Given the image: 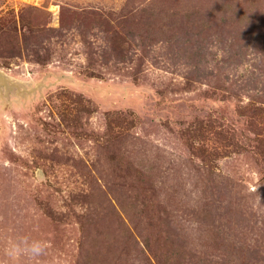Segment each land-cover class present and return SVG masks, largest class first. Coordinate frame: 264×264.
Wrapping results in <instances>:
<instances>
[{
	"label": "rangeland",
	"instance_id": "374dc122",
	"mask_svg": "<svg viewBox=\"0 0 264 264\" xmlns=\"http://www.w3.org/2000/svg\"><path fill=\"white\" fill-rule=\"evenodd\" d=\"M0 264H264V0H0Z\"/></svg>",
	"mask_w": 264,
	"mask_h": 264
},
{
	"label": "clouds",
	"instance_id": "9594fccd",
	"mask_svg": "<svg viewBox=\"0 0 264 264\" xmlns=\"http://www.w3.org/2000/svg\"><path fill=\"white\" fill-rule=\"evenodd\" d=\"M33 251H38V249H33Z\"/></svg>",
	"mask_w": 264,
	"mask_h": 264
}]
</instances>
